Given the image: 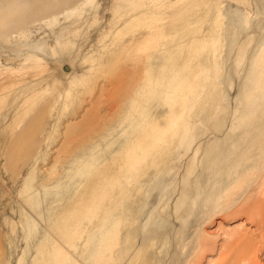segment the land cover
I'll return each mask as SVG.
<instances>
[{
    "label": "rangeland",
    "instance_id": "1",
    "mask_svg": "<svg viewBox=\"0 0 264 264\" xmlns=\"http://www.w3.org/2000/svg\"><path fill=\"white\" fill-rule=\"evenodd\" d=\"M261 113L264 0H0V264H264Z\"/></svg>",
    "mask_w": 264,
    "mask_h": 264
},
{
    "label": "bare ground",
    "instance_id": "2",
    "mask_svg": "<svg viewBox=\"0 0 264 264\" xmlns=\"http://www.w3.org/2000/svg\"><path fill=\"white\" fill-rule=\"evenodd\" d=\"M264 117L263 114L256 115L253 119V124L248 127V131L246 134V137H250L251 139H260L262 140L264 136ZM220 162H222L221 157H217L215 159V164L218 165Z\"/></svg>",
    "mask_w": 264,
    "mask_h": 264
}]
</instances>
